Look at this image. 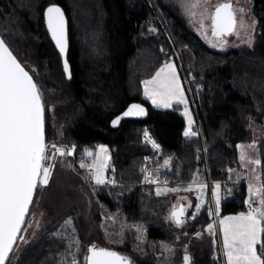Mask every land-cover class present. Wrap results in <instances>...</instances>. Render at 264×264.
<instances>
[{
	"label": "trees",
	"instance_id": "obj_1",
	"mask_svg": "<svg viewBox=\"0 0 264 264\" xmlns=\"http://www.w3.org/2000/svg\"><path fill=\"white\" fill-rule=\"evenodd\" d=\"M50 6L59 7L66 18L65 58L70 78L46 26ZM252 13L257 18L252 50L221 52L208 47L163 0H0V35L40 90L46 142L74 143L77 153L84 148L96 153L106 146L108 169L118 184L91 190L80 177L90 198L88 215L75 206L64 211L15 264H64L70 241L57 230L68 218L76 229L77 256L83 264L90 232L109 242L101 229L104 211L114 212L122 224L115 226L122 229L120 243L105 247L129 254L136 264L181 263L185 254L190 256L189 264H221L219 251L206 231L209 191L202 209L189 211L178 224L183 225L175 226V193L161 194L155 185H142L141 167L157 154L143 135L150 134L161 150L157 161L147 167L151 178L163 177L170 187L205 182L207 162L210 178L227 184L221 185L222 192L231 189L220 214L247 211V184L227 181L229 170L238 165V145L254 141L250 123H261L264 115V101L258 111V95L245 84L256 76L258 64L264 65V0H252ZM169 61L177 64L188 104L157 109L144 97L142 84ZM135 101L147 107L148 116L124 119L117 128L112 127L110 121ZM187 107L192 109L194 121H199L202 137L195 122L193 135H185ZM52 110L62 122L61 131L52 123ZM257 148L264 188V139L257 142ZM43 188H37L33 204ZM135 225L145 229L141 251L135 250ZM168 247L173 249L165 251ZM257 250L264 258L259 244Z\"/></svg>",
	"mask_w": 264,
	"mask_h": 264
},
{
	"label": "snow or ice",
	"instance_id": "obj_2",
	"mask_svg": "<svg viewBox=\"0 0 264 264\" xmlns=\"http://www.w3.org/2000/svg\"><path fill=\"white\" fill-rule=\"evenodd\" d=\"M46 15L52 38L63 54L66 49L63 13L59 7L50 6ZM234 26L231 5L218 6L213 17V34L228 33ZM64 71L69 72L66 61ZM145 95L156 107H170L173 100L185 103L173 65L166 64L152 80L145 81ZM142 114L144 109L139 105H132L124 113L125 116ZM118 122L117 119L113 124ZM47 147L41 93L29 73L9 51L5 41L0 39V264H4L8 253L12 251L24 217L33 202L35 190L39 185L48 183L50 169L43 163L49 158L45 155ZM52 147L56 153L64 155L62 149L55 145ZM100 151L106 153L107 150L101 148ZM68 154L71 155V151ZM249 162L259 164L258 160ZM81 167L84 165L81 164ZM102 182L98 170L96 183ZM216 188L218 190L219 185ZM256 191L258 194L264 193V188ZM180 214H183V209ZM172 215L180 223L177 213L173 212ZM219 223L227 264H264V258L257 252L258 244L264 249V241L261 240V234L264 233V196L261 197L259 208H253L246 215L226 217ZM89 251V264H125L114 252L94 247ZM184 259L187 264L189 258L185 256Z\"/></svg>",
	"mask_w": 264,
	"mask_h": 264
},
{
	"label": "rangeland",
	"instance_id": "obj_3",
	"mask_svg": "<svg viewBox=\"0 0 264 264\" xmlns=\"http://www.w3.org/2000/svg\"><path fill=\"white\" fill-rule=\"evenodd\" d=\"M165 5L173 10L180 18L183 20L184 24L188 29L192 32L197 34L203 42L213 50L216 51H227L229 49H238L240 51L244 50H252L255 40H256V30H257V18L252 13V0H163ZM231 1L232 2V9L236 15V26L235 29L227 36L216 37L213 34L211 22H212V12L213 9L220 4L221 2ZM193 5H196L193 7ZM242 10V11H241ZM253 63V62H252ZM29 66V64H28ZM258 69L256 72V76H251L250 80L245 82L248 89H251V92L256 93L258 96L256 97V105L258 111H261L263 106V101L260 98H264V65L258 64ZM30 69L33 67L29 66ZM256 69V68H255ZM176 71V70H175ZM178 77V75H177ZM246 78V76H244ZM247 79L248 76H247ZM254 88V90H253ZM40 91V90H39ZM183 97H187L186 92H183ZM184 116L187 128L185 132L188 133L190 131L188 126L190 124L196 123L194 121V116L189 107L184 109ZM51 120L52 123L57 127L59 131L62 128V122L59 121L58 117L55 115L54 111L51 112ZM45 122V118H44ZM191 122V123H190ZM249 129L252 132L253 140L259 141L264 139V115L261 123L251 122ZM46 141V140H45ZM256 142V143H257ZM256 143L244 144L240 148L239 153V160L244 163L245 167L248 169L247 171H241L237 166H234L229 171L230 178H243L245 176L253 177L252 175L255 173L253 172V163L249 161L257 160V152L258 148ZM55 145L60 147L64 151V155H60L56 153V151L50 157L51 165L50 175L48 179V183L46 185H39L44 186L42 191L40 192L36 204L32 203L31 212L32 218L29 220L28 225H26V229L24 230L23 239L17 243L14 249V258L10 261V264H15L18 256L24 253L32 244L36 242L42 232L50 228L53 224H55L58 219L64 214V211L67 209L75 206L78 208L80 213L83 215H88V211H90L91 203L90 198L87 195L86 191L84 190V182L80 183V177L83 178L86 172L90 169V167H96L97 170L95 172V180L99 170L100 178L103 179V173L106 170V165L110 159V154L108 148L106 146H100L98 149V153L92 148H84L78 153L76 152V145L74 143H53V142H46V145ZM73 145V147H70ZM106 149L105 152H101L100 149ZM69 151H71V155H69ZM87 153H91L88 155ZM58 156V157H56ZM243 156V159H242ZM158 157L150 164L153 165L156 162ZM260 162V161H259ZM239 163V162H238ZM81 164L84 167H81ZM101 165L103 167L101 168ZM239 165V164H238ZM149 171V170H148ZM141 172L143 173V167H141ZM93 174V173H92ZM149 172V177L150 176ZM94 176V175H93ZM79 177V180H78ZM248 177V178H250ZM151 178V179H155ZM87 186V185H86ZM157 187V191L159 193H164V190L168 189V185L162 187L159 185H155ZM37 187V188H38ZM89 189H93L95 187H89ZM216 188V186H214ZM252 187H256L259 189L258 185L255 183H250V189ZM166 188V189H165ZM199 194L197 196V203L195 207V211L199 210L205 204V192H202V188L198 189ZM37 191V190H36ZM257 192V191H256ZM204 193V194H203ZM217 192V188L214 191ZM36 194V193H35ZM203 194V197H201ZM35 198V197H34ZM258 199L261 200V196H258ZM34 202V200H33ZM185 208L183 210H187V204H183ZM86 212V213H85ZM184 219V218H182ZM174 220V219H173ZM172 220V221H173ZM181 222V221H180ZM119 223L116 219V214L114 212H103L101 215V229L105 232L107 240L109 242L101 241L95 232H90L87 235L85 245L88 248L90 246L93 247H105L109 246V243L118 244L120 243V237L122 235V229H117L115 226ZM175 226H182L178 225L175 220L173 222ZM62 227L60 230H57L59 234L64 237H67L70 241L69 244V253L66 257L62 258L64 264H80L77 253L78 249L80 248V244L78 242V238L75 235V227L71 221V219H67L63 221L61 224ZM122 224L119 223V226ZM211 232V238L215 240L216 245L218 246V238L216 234V228L213 226ZM113 229H116V233ZM136 234V251L143 249L145 245V229L142 226L135 225L134 226ZM118 237V238H117ZM106 248V247H105ZM173 248L168 247L165 248V251H171ZM219 249V248H217ZM88 249H86L84 255L83 264H86V256H87ZM119 253L122 255H127V257L132 264H136L135 258L131 257L129 254L122 252L119 250ZM221 258V257H220ZM10 260V259H9ZM221 264H223L222 259ZM9 262V261H8Z\"/></svg>",
	"mask_w": 264,
	"mask_h": 264
},
{
	"label": "crops",
	"instance_id": "obj_4",
	"mask_svg": "<svg viewBox=\"0 0 264 264\" xmlns=\"http://www.w3.org/2000/svg\"><path fill=\"white\" fill-rule=\"evenodd\" d=\"M166 64H171V65H173L174 66V68H175V70H176V74L178 75V79H179V82H180V85H181V88H182V90H183V92H185V89H184V86H183V82H182V80H181V77H180V75H179V72H178V69H177V64L174 62V61H169V62H167ZM165 64V65H166ZM164 65V66H165ZM164 66H162L161 68H163ZM160 68V69H161ZM159 69V70H160ZM159 70H157V72L159 71ZM156 72V73H157ZM156 73H155V75H156ZM155 75L153 76V77H151V78H149V79H146L145 81H150V80H152L154 77H155ZM145 81L143 82V84H142V86H143V95H144V97L150 102V104L154 107V108H157V109H169V108H171L174 104H181V105H186V104H188V99H187V97H185V103H179V102H177V101H175V100H173L172 101V103H171V106L170 107H167V108H165V107H156L155 105H153V103H152V101H151V99H149L146 95H145ZM188 129L190 130V131H188V133H189V135L188 136H192L193 135V133H192V124H190V126H188ZM257 141H253L252 143H256ZM250 144V143H249ZM244 144H239L238 145V156H239V153H240V148L243 146ZM256 146H257V143H256ZM257 154H258V152H257ZM238 160H239V157H238ZM256 160V159H255ZM257 160L259 161V156L257 155ZM239 163V165H237V168H239L241 171H247L248 169L245 167V165H244V163L243 162H241V161H238ZM253 172H255L252 176V178L250 177V176H245V177H243V178H235V179H231L230 178V174L228 173V183H230V182H245L246 184H247V186H248V198L249 197H253V198H255L257 201H258V203L260 204V200L258 199V196L260 195L261 196V193H257L256 192V190L258 189V188H256V187H252V189H251V192H249V188H250V183L251 184H253V183H255L256 185H258V187H259V189L260 188H262L263 187V181L261 180V178H260V171H259V164H255V163H253ZM231 170V169H230ZM229 170V171H230ZM248 177H250V178H248ZM217 185H219V184H216L215 186H217ZM160 186H162V187H164V186H166V185H160ZM202 188V192L204 191L206 194H207V192L209 191V188H208V186L206 185V183L204 182V181H201V180H197V181H195V182H191V183H187V184H185V185H176V186H173V187H168V189L166 190V192H165V190H164V193H162V194H165V193H167V192H169V191H173L174 193H175V198H174V200H175V203H174V210H173V212H176L177 213V215H178V218H179V221H181L182 220V218H185L186 217V215L188 214V212L189 211H194L195 213L197 212H199L202 208H200L198 211L196 210L195 211V207H196V203H197V196H198V194H199V192H200V190L199 191H197L198 189H201ZM166 189V188H165ZM175 189V190H174ZM190 189V190H189ZM216 190V188L215 187H213V200H214V203H215V205H216V207H217V209H218V211H219V213H220V206H221V203H222V201H223V195H222V187H221V185H219V189L217 190V192H218V197H219V203L217 204V193H214V191ZM204 194V193H203ZM203 194H201V197H203ZM206 194H205V199H206ZM184 203H186L187 204V210L185 211V210H183V214L181 215L180 214V210L181 209H183V208H185V207H183L184 205ZM260 207V205L257 207V208H259ZM179 213V214H178ZM248 213V211H243V212H238V213H232V214H225V215H222V214H220V216H219V222H220V220H222V219H224V218H226V217H236V216H239V215H241V214H247ZM173 216V215H172ZM175 221H176V219L175 218H173ZM211 224L209 223V225L206 227V231L209 233V234H211V232H212V229L213 228H211V230L209 229V226H210ZM212 226V225H211ZM213 227V226H212ZM219 230H220V234H221V245H222V250H223V258H224V264H227V257H226V255H225V248H224V239H223V232H222V229H221V225H220V223H219ZM263 235H264V233H262L261 234V240L263 239ZM213 243V245H214V241L212 242ZM258 246V245H257ZM215 247V246H214ZM257 252H258V250H257ZM258 254H259V252H258ZM185 256H187L189 259H188V261H187V264H189L190 263V256H189V254H185L184 256H183V261L181 262V263H172V262H163V261H161V262H157L156 264H186V262H185V259H184V257Z\"/></svg>",
	"mask_w": 264,
	"mask_h": 264
},
{
	"label": "built area",
	"instance_id": "obj_5",
	"mask_svg": "<svg viewBox=\"0 0 264 264\" xmlns=\"http://www.w3.org/2000/svg\"><path fill=\"white\" fill-rule=\"evenodd\" d=\"M196 123L198 124V127H199L198 130H199L200 136L202 137L199 121H197ZM143 139H144V141L146 143H148L149 145L152 146V149L154 151H156L157 154L154 157L147 158L146 163L143 165L142 185H150V184H152V185H159V186L160 185H170V183L165 178H163V177H156L155 179H151L149 177V171H148L147 167L157 157H159L161 155V150H160L157 142L149 134H144L143 135ZM55 147L56 148H60V147H57V146H55ZM70 147H73V145H70ZM62 149L65 150V148H62ZM54 152H55V148H53L52 145H50V146L48 145V147L46 149L45 155L47 157H49V158L46 159L43 162L48 167H50V165H51L50 157L52 156V154ZM204 155L206 157L205 150H204ZM105 169L106 170L104 171L103 176H102L103 177V179H102L103 182L102 183H99V184L96 183V180H95V172L97 170L96 167H90V169L88 170V172L85 173V175L83 176L82 179L90 187L118 185L115 182V174H114V172L113 171H110L108 169V165H106V168ZM206 169H207L208 179L205 181V183H206V185L209 188V194H210V198H211V206L209 207V211H208V213H209V219H210V222L209 223L216 228V234H217V238H218V246L216 245V243H214V246L216 248H219L218 249L219 255H220V257H221V259L223 261V264H224L223 250H222V245H221V234H220V230H219V216H220V213H219V211H217V207H216V205L214 203V200H213V187L216 184H219V185H222V186H226L227 184L225 182H221V181L220 182L213 181L210 178L209 168H208V163L207 162H206ZM222 195H223V200L229 199L230 196H231V189L228 187L225 191L222 192ZM250 203H251V206H250ZM258 206H259L258 201L255 198H253V197H249L245 201V208H246V210L248 212L251 211L253 208H257ZM213 241L215 242V240H213Z\"/></svg>",
	"mask_w": 264,
	"mask_h": 264
},
{
	"label": "water",
	"instance_id": "obj_6",
	"mask_svg": "<svg viewBox=\"0 0 264 264\" xmlns=\"http://www.w3.org/2000/svg\"><path fill=\"white\" fill-rule=\"evenodd\" d=\"M223 4H230L231 5V10L234 14V17H235V26H236V15L232 9V2L231 1H225V2H221L220 4H218L214 9H213V12H212V22H211V27H212V31H213V17L215 16V12H216V8L220 5H223ZM47 13V12H46ZM64 16V15H63ZM64 21H65V40H66V46H67V39H66V33H67V22H66V18L64 16ZM46 26L48 28V24H47V15H46ZM235 26L234 28L228 32V33H219V34H216L215 36L216 37H222V36H227L229 35L234 29H235ZM49 30V28H48ZM49 33L52 37V34L49 30ZM0 39H3L2 36L0 35ZM4 40V39H3ZM55 41V40H54ZM56 43V42H55ZM5 44L7 45V43L5 42ZM9 51H11V53L13 54V56L17 59V61L20 63V65L29 73V75L32 77L33 81L35 82L33 76L31 75V73L25 68V66L20 62V60L16 57V55L13 53V51L10 49V47L7 45ZM66 50V49H65ZM62 61H63V65L66 61V58H65V52L62 54ZM67 62V61H66ZM68 64V63H67ZM69 68V66H68ZM67 75L69 76V72H67ZM36 83V82H35ZM37 85V84H36ZM38 87V86H37ZM39 89V88H38ZM42 99V98H41ZM43 103V102H42ZM132 105H139L140 107H142L144 109V114L142 115H132V116H125L124 113L126 111H128V109L132 106ZM148 116V109L147 107L140 103V102H131L129 105H127L117 116H115L111 121H110V125L114 128H117L121 121L124 120V119H145L146 117ZM119 120V122L117 124H113V121H116V120ZM44 139H45V122H44ZM59 154V153H58ZM37 190V189H36ZM36 190L34 192V195H33V200H34V197H35V193H36ZM33 203V202H32ZM32 203L30 204L29 206V209H28V212L27 214L25 215L24 217V222L23 224L21 225V230L20 232L17 234V237H16V241L15 243L13 244L12 246V251L8 253V257L7 259L4 261V264H7L17 243L21 241L22 237H23V234H24V226L26 224V220H27V217L29 216V213H30V210H31V206H32ZM172 214H173V211H172ZM179 214V213H178ZM93 248L90 247V249ZM95 249L99 250V249H103V250H106V251H110V252H114L117 256L121 257L124 261H125V264H132L131 261L124 255H122L121 253H119L118 251H115V250H112V249H108V248H105V247H94ZM89 250V249H88ZM91 255L90 251L87 253V256H86V264H89V260H88V257Z\"/></svg>",
	"mask_w": 264,
	"mask_h": 264
},
{
	"label": "flooded vegetation",
	"instance_id": "obj_7",
	"mask_svg": "<svg viewBox=\"0 0 264 264\" xmlns=\"http://www.w3.org/2000/svg\"><path fill=\"white\" fill-rule=\"evenodd\" d=\"M29 220H30V219H29ZM28 223H29V222L26 221L25 227H26V225H28ZM25 229H26V228H24V230H25ZM22 239H23V238H22ZM90 247H92V246H90ZM90 247H89L88 249H90ZM88 252H89V250H88ZM88 252H87V253H88Z\"/></svg>",
	"mask_w": 264,
	"mask_h": 264
},
{
	"label": "bare ground",
	"instance_id": "obj_8",
	"mask_svg": "<svg viewBox=\"0 0 264 264\" xmlns=\"http://www.w3.org/2000/svg\"><path fill=\"white\" fill-rule=\"evenodd\" d=\"M177 53V52H176ZM175 54V53H174ZM178 55V53H177ZM172 57V56H171ZM179 57V56H178ZM173 58V57H172ZM171 59V58H170ZM180 61V60H179ZM142 84V83H141ZM192 93V92H191ZM188 96V95H187ZM191 112H192V109H191ZM193 113V112H192ZM148 133V132H147ZM150 135V134H149ZM143 140V139H142ZM100 146V145H99Z\"/></svg>",
	"mask_w": 264,
	"mask_h": 264
}]
</instances>
